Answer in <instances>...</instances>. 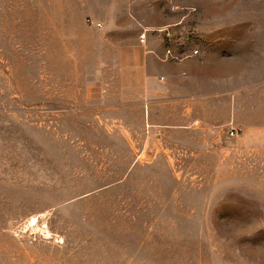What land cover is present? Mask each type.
<instances>
[{
	"label": "rangeland",
	"instance_id": "374dc122",
	"mask_svg": "<svg viewBox=\"0 0 264 264\" xmlns=\"http://www.w3.org/2000/svg\"><path fill=\"white\" fill-rule=\"evenodd\" d=\"M0 264H264V0H0Z\"/></svg>",
	"mask_w": 264,
	"mask_h": 264
},
{
	"label": "crops",
	"instance_id": "0c3cea01",
	"mask_svg": "<svg viewBox=\"0 0 264 264\" xmlns=\"http://www.w3.org/2000/svg\"><path fill=\"white\" fill-rule=\"evenodd\" d=\"M150 28H154V27H150ZM166 49H167L166 45L161 40L159 42H154L153 40L149 39V41L146 44L145 51L143 53V63H144L143 68H145L144 74H146V78L148 79L157 78V75L154 72L155 70L158 72H162L164 74H168V72L174 68L173 66H170L168 62H164L162 60V58L165 55ZM146 89L149 90V87H147Z\"/></svg>",
	"mask_w": 264,
	"mask_h": 264
},
{
	"label": "built area",
	"instance_id": "2783aa9c",
	"mask_svg": "<svg viewBox=\"0 0 264 264\" xmlns=\"http://www.w3.org/2000/svg\"><path fill=\"white\" fill-rule=\"evenodd\" d=\"M177 8V7H176ZM90 23H92V25H94L96 28H102L103 24L101 22H94L92 20H89ZM178 24H170V25H166L163 27H158V28H154V29H150V28H143L140 34V43L142 45H146L147 41H148V35L151 31L156 32L158 34H161L162 36H164L169 42L174 38V27H176ZM199 55V50L195 49L190 55H188V57L190 58H194L197 57ZM162 60L164 62H168V61H181L182 59L179 57V55H177L174 51V49H172L171 47H167L166 52L164 57L162 58ZM163 80V78H162ZM237 130H231L230 134L232 136H235L237 134Z\"/></svg>",
	"mask_w": 264,
	"mask_h": 264
},
{
	"label": "bare ground",
	"instance_id": "6f19581e",
	"mask_svg": "<svg viewBox=\"0 0 264 264\" xmlns=\"http://www.w3.org/2000/svg\"><path fill=\"white\" fill-rule=\"evenodd\" d=\"M36 219L35 218H33L32 220H31V225H34L35 223H36Z\"/></svg>",
	"mask_w": 264,
	"mask_h": 264
}]
</instances>
